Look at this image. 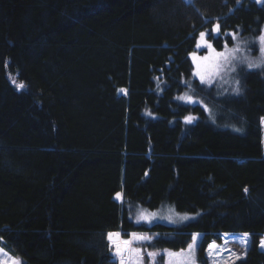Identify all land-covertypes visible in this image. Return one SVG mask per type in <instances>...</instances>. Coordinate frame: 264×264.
<instances>
[{"label":"trees","instance_id":"16d2710c","mask_svg":"<svg viewBox=\"0 0 264 264\" xmlns=\"http://www.w3.org/2000/svg\"><path fill=\"white\" fill-rule=\"evenodd\" d=\"M263 29L264 0H0V245L23 264H118L111 232L173 249L250 232L236 264H264V67L237 94L192 61L205 30L221 48ZM134 203L198 216L136 225Z\"/></svg>","mask_w":264,"mask_h":264},{"label":"rangeland","instance_id":"374dc122","mask_svg":"<svg viewBox=\"0 0 264 264\" xmlns=\"http://www.w3.org/2000/svg\"><path fill=\"white\" fill-rule=\"evenodd\" d=\"M214 31V29H213ZM207 35L205 39L208 43L212 45V48L215 49L216 52H224L225 47L218 48L214 41L209 37V31L205 30L203 31ZM215 33V31H214ZM261 34H264V29L261 33L255 36L250 37H242L239 34L236 35L235 42L233 45H227L228 49H232L237 44L240 45L241 51L236 53L238 58H247L248 60L252 61H259L261 59V52H260V41L259 36ZM197 44H201V47H197V50L192 52V61L194 64L193 69V75L195 78L200 80L199 75H197L198 72L205 75V77H209L212 72H214V65L217 63L218 58L214 57L213 52L211 49L203 46V41H201L199 37V41ZM205 57H208L209 59H204ZM236 65V71H230L225 70L221 73L219 77H215L213 83H216L219 85V88H224V90H228L229 88H232V92L234 93V88L236 87L234 81L239 80L240 78L237 77V75L241 74L244 70H251L246 67V63H241L238 59L234 62ZM256 69V68H253ZM239 87L241 86V81L239 80ZM213 83L211 85H213ZM207 84V83H204ZM209 85V84H207ZM120 93L127 94L128 91L126 89H120ZM185 94L191 96L195 103H200V101L192 96V91L188 89L184 94H182L181 97H183ZM180 97V99H181ZM183 101H187L185 99H182ZM210 112V109H208ZM264 125V123H263ZM122 200V199H121ZM132 210L130 212V218L133 220V222L137 225L139 223H144L148 226L154 225L156 223L165 224L168 226H181L186 223H189L197 218V214L187 213V212H181L179 211L174 205L170 204H163L155 209H150L149 207L134 203L132 204ZM141 213L144 214H151L155 213V217L152 218L151 223L145 221V220H139L138 217L141 215ZM178 214V215H177ZM187 216L188 219H181V217ZM171 217V219H169ZM115 233H119V236L124 241L132 239L131 235L132 233H136L138 235H144L152 237L151 240H133L131 245L128 247L132 250L140 249L144 255H143V264H153L152 260L149 258L147 253L149 252H158L160 255L156 257L155 264H169V261H171V264H192V261L188 255V246L192 244L191 243L181 249H173L170 245H164L162 247H157L154 244V241L157 237V234H151L150 232H143L139 230H133L128 231L126 235H124V231H118ZM199 233L200 236L197 240V244L195 247V259L194 264H236L240 260L245 259L247 256L250 248L253 245V236L250 232H221L219 238H213L209 239L207 238L206 233L204 232H195V234ZM244 233L248 234L247 240L248 243L245 245L242 240L240 239ZM227 234V235H226ZM117 237V236H114ZM113 237V238H114ZM122 240V242H123ZM172 241V243H178L179 240H173L168 239ZM110 241V240H109ZM261 241H264V235L259 243V248L264 251V247H261ZM215 242L216 245L219 246L218 250H213L212 254L209 255V244H212ZM125 248V245L123 244V249ZM0 249H3V255L0 256V259H4L5 264H12V259H16L22 262H24L23 258L19 255H14L10 251H8L6 248L0 245ZM126 253L124 254L127 264H136V253L134 251L129 252L125 250ZM179 253L178 256H169L167 253ZM217 252L219 254H217ZM110 254L113 258H116L120 260V256L117 255V252L113 250L111 241H110ZM240 256V259H237L236 257ZM129 257L131 259L129 260ZM11 258V259H9ZM118 264H120V261H118Z\"/></svg>","mask_w":264,"mask_h":264},{"label":"snow or ice","instance_id":"6c2138e0","mask_svg":"<svg viewBox=\"0 0 264 264\" xmlns=\"http://www.w3.org/2000/svg\"><path fill=\"white\" fill-rule=\"evenodd\" d=\"M237 2H239V0H237ZM214 31L219 33L220 32V25L216 24L214 27ZM206 33L205 32H201L200 33V39L201 41H203V46L211 49V51L214 54V57L218 58L217 63L214 65V72H212L210 74L209 77H205V75H203L202 73L198 72L197 75H199L201 83H207L209 85H211L214 81L215 77H219L221 75V73L225 70H230V71H236V65H235V61H237L238 59L240 60L241 63H246V67L248 69H253V68H262L264 67V34H261L259 36V41H260V52H261V59L259 61H252V60H248L247 58H238L236 53L241 51L240 45L237 44L235 47H233L232 49H228L227 45L225 44V51L224 52H216L214 48H212V45L210 43L207 42V40L205 39L206 37ZM228 35H230L233 39L236 38V33H229ZM201 44H197V47H201ZM204 59H209L208 57H205ZM15 83V81H13ZM236 87L233 89L237 94H239L240 92V87H239V80H235L234 81ZM19 88H23L24 85L21 83L18 85ZM181 99H185L189 102H193L195 103L196 101L193 100V98L187 94H185L183 97H181ZM205 107H207L205 105ZM194 119V117H186V120H188L189 122H191V120ZM245 192H247V189H245ZM117 198L118 199H122V196L120 193H117ZM155 213H151V214H144L141 213V215L138 217V221L139 220H145L149 223H151V220L153 217H155ZM178 215V214H177ZM169 219H171V217H169ZM181 219H188L187 216L181 217ZM132 239L130 240H126L123 241V244L125 245V248L122 249L120 248L119 245H117V255L120 256V264H127L125 256H124V251L127 250L129 252L134 251L136 253V264H143V255L144 253L140 250V249H135L132 250L130 249L128 246L131 245V243L133 242V240H138V241H143V240H151L152 237L149 236H144V235H138L136 233H132L130 234ZM227 235V234H226ZM114 236H119V233H108V238L110 241L113 240ZM200 234H194L193 235V242L192 244H190L188 246V255L192 261V264H194V259H195V247L197 244V240L199 238ZM248 234L244 233L243 236L240 238L242 240V242L247 245L248 240H247ZM115 242V241H113ZM261 247H264V241H261ZM219 246L215 244V242H213L212 244H209V255L212 254L213 250H218ZM170 257L171 256H178L180 255L179 253H171L168 252L167 253ZM217 254H219L217 252ZM3 255V249H0V256ZM147 255L149 256V258L152 260L153 264H155V260L156 257L158 255H160L158 252H149L147 253ZM237 259H240V256L236 257ZM11 259V258H9ZM131 259V257H129V260ZM0 264H5L4 259H0ZM12 264H22L21 261L16 260V259H12ZM169 264H171V261H169Z\"/></svg>","mask_w":264,"mask_h":264},{"label":"bare ground","instance_id":"6f19581e","mask_svg":"<svg viewBox=\"0 0 264 264\" xmlns=\"http://www.w3.org/2000/svg\"><path fill=\"white\" fill-rule=\"evenodd\" d=\"M123 239H121L120 237H114L113 240L111 241V244H112V247H113V250L117 252V245L120 246V248L123 249V242H122ZM115 241V242H113ZM124 241V240H123Z\"/></svg>","mask_w":264,"mask_h":264},{"label":"water","instance_id":"95a60500","mask_svg":"<svg viewBox=\"0 0 264 264\" xmlns=\"http://www.w3.org/2000/svg\"><path fill=\"white\" fill-rule=\"evenodd\" d=\"M3 240V239H2Z\"/></svg>","mask_w":264,"mask_h":264}]
</instances>
